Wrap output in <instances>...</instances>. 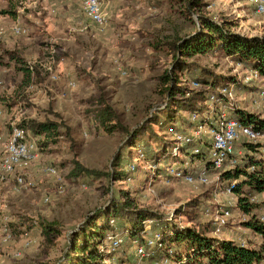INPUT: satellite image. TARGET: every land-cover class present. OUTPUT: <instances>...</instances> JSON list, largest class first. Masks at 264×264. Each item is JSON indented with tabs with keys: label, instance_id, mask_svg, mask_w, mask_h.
<instances>
[{
	"label": "rangeland",
	"instance_id": "obj_1",
	"mask_svg": "<svg viewBox=\"0 0 264 264\" xmlns=\"http://www.w3.org/2000/svg\"><path fill=\"white\" fill-rule=\"evenodd\" d=\"M45 1L0 0V29L3 31L0 55L11 53L9 58L4 55V63L0 64V146L3 151L8 144L12 125L30 118L57 121L58 115L70 128V136L60 138L46 151L38 148L34 160L22 163L13 175L0 183V264H56L68 250L70 235L82 226L87 216L106 208L112 201L125 202L130 210L154 212L162 216V222L171 219L180 226L199 229L208 237H214L215 212L228 211L227 225L222 234L215 237L238 239L239 243L257 241L258 236L246 229L249 216L238 209L237 196L226 192L227 183L219 180L220 173L208 172L206 184H188L167 175L168 158L158 165L162 172L157 168L156 171L150 167L153 163L148 156L156 150L154 144L139 143L127 148L123 144L124 133L104 132L87 114L95 100L102 97L127 130L140 127L159 112L157 109L164 103L159 77L172 62L169 53L157 51L155 44L194 33L198 29L199 15L229 22L231 30L243 36L264 37V19L255 15L248 0H203L201 7L191 12H185L183 3L177 0H102L106 20L103 31L90 24L78 0L75 16L78 22L70 25L63 39L51 38L45 31L46 16L50 12ZM4 11L14 12V18L2 14ZM13 26L25 29L26 34L14 35ZM85 26L87 28L81 31ZM32 36L50 53L47 59H34L18 45ZM18 46L22 48L21 53ZM51 50L54 51L51 53ZM57 58L67 63L70 74L64 75L65 80L57 70L61 69L57 65L63 62L58 63ZM189 61L208 69L216 77L234 81L243 74L240 67L219 55H199ZM49 65L60 81L54 82L45 71ZM27 67L39 68L42 81L40 85L31 84L21 89L22 68ZM59 82L63 83L57 96L49 87ZM70 83L74 88H70ZM186 86L198 88L191 83ZM253 87L248 89L239 82L234 101L240 109L264 120V100L258 108L251 105L257 87L264 90V80L257 82L255 90ZM21 94L26 101H16ZM192 116L182 112L183 119L177 120L176 126L188 129L180 132L195 138L201 136L200 139L210 142V135H205L208 134L206 128L197 135L195 125L200 123L195 120L194 124ZM187 119L194 124L192 128ZM168 125L165 123L159 133L177 146L179 141L176 135L168 133ZM152 128L158 131L156 126ZM200 139L195 142L199 143ZM257 141L264 148V136ZM240 145L241 142L237 147ZM138 149L145 160L128 173V165L137 163ZM190 149L192 151V147ZM116 155H121L120 171L125 174L120 180L110 176ZM177 156L183 159L175 162L174 168L187 164L194 173L203 168L202 162L191 165L186 157ZM74 161L101 176H71ZM48 168L54 169L55 174H49ZM18 176L22 178L21 185L16 181ZM251 202L257 206L253 213L264 220V192ZM207 210L211 215L205 214ZM5 235H9L8 242L2 241ZM18 252L20 256L15 257ZM115 258L125 264H160L156 256L140 261L128 241Z\"/></svg>",
	"mask_w": 264,
	"mask_h": 264
},
{
	"label": "trees",
	"instance_id": "obj_2",
	"mask_svg": "<svg viewBox=\"0 0 264 264\" xmlns=\"http://www.w3.org/2000/svg\"><path fill=\"white\" fill-rule=\"evenodd\" d=\"M183 3L185 12H191L201 7L203 0H177ZM2 14L14 17V12L4 11ZM198 29L183 38L162 41L155 44L154 48L166 50L171 56L172 62L159 77L162 86L164 103L150 119L140 127L127 130L119 120L118 114L99 97L88 109L87 114L106 133L122 132L125 134L123 144L127 148L137 144H154L155 149L148 155L157 170L162 172L158 165L168 158L166 165L181 162L183 158L176 157L172 153L175 147L172 140L166 135H160L164 124L169 123L167 130L186 132L176 126L177 120L183 119L182 112L189 116L196 115L199 123L214 128L217 125L219 107L209 108V94H218V89L229 84H237L231 78L216 77L208 69L199 67L195 62L189 61L199 55H219L241 64L244 68L254 69L264 80V37H246L231 30L229 22H217L204 15L198 16ZM7 58L11 53L4 52ZM0 55V64L4 63L5 56ZM23 85L25 88L31 84L40 85L42 73L39 68H22ZM197 83L194 89L183 83ZM238 85V84H237ZM21 87V86H20ZM16 101H24L26 98L16 97ZM222 98V96H221ZM26 101V100H25ZM15 104V103H14ZM17 104V102H16ZM231 118L250 124L261 136H264V120L250 114L237 105H231L229 110ZM160 114V115H158ZM55 116V115H54ZM59 120L24 119L16 126L36 139L37 149L46 151L56 145L60 138H69L70 128L57 115ZM185 121V120H183ZM189 128L194 125L187 119ZM181 125V123H180ZM156 126L158 131L152 130ZM182 127V125H181ZM188 145L181 148L180 154L186 157L191 165L202 162L203 167L208 166L207 152L210 142L202 140L201 153L194 154ZM241 151L239 164L220 172L219 180L227 185L234 184L232 193L237 196V207L245 215L249 216L246 229L251 230L259 237L255 242H236L231 239L206 236L194 227L180 226L174 220L161 221L162 216L147 210H130L125 202H110L104 209L95 210L87 216L82 226L70 235L68 250L62 259L56 264H109L112 254L105 251V239L109 233H119L124 243L139 244L144 241L143 222L154 221L152 230H161L162 249L156 252L157 259H161L168 250L174 254L176 264H264V220L259 219L253 212L257 209L251 199L264 192V148L258 141H241L237 147ZM141 150V149H138ZM121 155H116L112 164L113 170L110 176L114 180H120L125 174L120 171ZM71 176H101V174L88 170L77 161L72 162ZM182 167V165H180ZM156 170V171H157ZM179 211L177 214H179ZM113 220L114 225L110 224ZM48 230L50 227L45 226ZM123 243V244H124ZM118 263L123 262L118 258Z\"/></svg>",
	"mask_w": 264,
	"mask_h": 264
},
{
	"label": "built area",
	"instance_id": "obj_3",
	"mask_svg": "<svg viewBox=\"0 0 264 264\" xmlns=\"http://www.w3.org/2000/svg\"><path fill=\"white\" fill-rule=\"evenodd\" d=\"M81 4L84 8L85 14L89 21L95 25L99 30L103 31L106 20L105 15L103 13L102 8V0H80ZM250 5L254 7V13L257 16H261L264 19V0H248ZM87 27L81 28V31H84ZM12 33L16 36H22L26 34V30L19 27L13 26L11 28ZM3 34V31L0 29V37ZM231 61L233 65L236 67H240V72L243 74L240 78L236 79V83H244L247 87H253V84L257 82L263 81V78L260 77L258 72L254 69L244 68L241 64ZM49 76L54 82L59 80L57 75L53 74V69L49 65L45 69ZM186 83H183L185 85ZM236 84V85H237ZM191 85L194 87H199L197 83L191 82ZM236 85L234 83L229 84L223 88L218 89V94L211 93L209 94L208 105L209 108L219 107V116L217 120V125L214 128H208L203 124L195 125L197 127V135L202 134V129H207L208 134L210 135V148L207 152V156L209 158V165L204 166L199 172H193L191 166H187V164H183L182 167L174 168L173 164H169L165 168V172L168 176H171L175 179H180L188 184H206L207 183V174L208 172H213L214 174H218L224 170H230L236 167L239 164V159L241 156V151L237 149L238 144L241 141L246 142H256L260 137H262L259 133L254 130V127L250 124H243L233 118H231L229 110L231 105L235 104V94H236ZM70 88H74L72 83L69 84ZM186 86V85H185ZM251 105L255 108H258L264 100V90L258 89L253 93ZM222 96V98H221ZM199 119L196 115L192 116L191 121ZM195 124V123H194ZM171 136L176 135V138L179 142H177V146L173 148L176 155L180 154L181 147L184 148L188 145H192V152L194 154L201 153L200 143L204 139H200V137L195 138L194 136H188L180 131L169 130L168 132ZM196 139H200V142H195ZM194 143V144H193ZM183 144V145H182ZM179 145H182L181 147ZM37 145L36 140L30 135L18 128L16 125H12L11 134L8 140V144L0 153V183L6 181L11 175H13L18 167L22 165V163H26L29 160H34L37 153ZM172 150V151H173ZM173 153L174 156L175 153ZM145 155L140 150L137 151V163H131L128 165V173L133 172L136 166L144 162ZM153 169L156 170L154 164L150 165ZM47 172L49 174H55V170L52 168H48ZM18 184H22V178L18 176L16 178ZM234 184L227 185L226 192L230 195H233L232 188ZM47 201V200H46ZM211 211L207 210L206 215H211ZM229 215L228 211L219 210L214 214V230L212 234L214 236H219L222 234L223 229L227 225L226 216ZM111 225H114L113 220L110 221ZM152 220H147L143 222L144 226V241L142 243H138L134 241L132 243L135 256L141 260L153 259L156 256V252L162 249L161 237L162 234L160 231H152ZM153 232V233H151ZM9 235H5V238L2 240L3 242H8ZM124 243L123 237L116 232L109 233L105 239V251L109 254H112L111 260L106 261L109 264H125L124 262L118 263V258H115L118 250ZM20 253H16L15 257H19ZM160 264H176L174 260V254L171 250H168L167 253L160 259Z\"/></svg>",
	"mask_w": 264,
	"mask_h": 264
},
{
	"label": "crops",
	"instance_id": "obj_4",
	"mask_svg": "<svg viewBox=\"0 0 264 264\" xmlns=\"http://www.w3.org/2000/svg\"><path fill=\"white\" fill-rule=\"evenodd\" d=\"M45 2H46V6H48L49 10H50V12L47 13V16H46L48 22L45 21V31L47 32V34L51 38L54 36L56 39H63L64 37H66L68 35V33L70 31V29H69L70 25L72 23L78 22V19L75 17L77 15L76 14L77 7H79L78 0H46ZM12 18H14V17H12ZM87 20L88 19H86V21ZM81 22H84V21H81ZM90 24H92V23L90 22ZM46 26H47V29H46ZM3 37H5V35ZM18 45L19 46L22 45V48L26 49V51H28L30 54V55L29 54L28 55L33 57L34 59L45 60V59H47L46 57L50 54L49 52H47V50H45V48L43 50V48H41L39 46L40 44H38V40H36V38H34V36H32V38H30L29 40L20 41L18 43ZM27 46H28V48H27ZM22 48H20V47L17 48V49H21V51L19 53L22 52ZM31 49H33V50H31ZM53 51L54 50H51V53ZM55 57H57V55ZM57 60H58V63L63 62L61 64V66L59 65L60 63L57 65L61 68L60 70L57 68V70L62 75V77H63L62 80H65L66 76H68L70 74L68 71V68L66 66L67 63L64 62L61 58L60 59L57 58ZM17 65H19V64H17ZM64 66L66 68H64ZM64 75H66V76H64ZM59 81H60V78H59ZM62 83L63 82H61V83L59 82V83H54V84L50 85L49 91H52V93H54L55 95L58 96V94L60 92V87L62 86ZM254 86L255 87H253V88L255 90L257 87V83L254 84ZM245 87L248 89L251 88V87H247V86H245ZM0 115H1V112H0ZM2 148H3V146H0V150ZM231 240H234V241L236 240V242H237L238 239L232 238ZM258 240L259 239H257V241ZM241 242H244V241H241Z\"/></svg>",
	"mask_w": 264,
	"mask_h": 264
}]
</instances>
